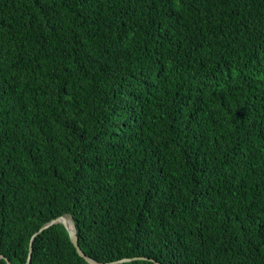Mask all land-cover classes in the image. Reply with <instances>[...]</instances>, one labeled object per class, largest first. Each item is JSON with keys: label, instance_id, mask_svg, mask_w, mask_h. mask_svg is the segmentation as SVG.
Here are the masks:
<instances>
[{"label": "trees", "instance_id": "1", "mask_svg": "<svg viewBox=\"0 0 264 264\" xmlns=\"http://www.w3.org/2000/svg\"><path fill=\"white\" fill-rule=\"evenodd\" d=\"M61 216L107 264H264V0H0V264ZM28 264H88L61 224Z\"/></svg>", "mask_w": 264, "mask_h": 264}, {"label": "water", "instance_id": "2", "mask_svg": "<svg viewBox=\"0 0 264 264\" xmlns=\"http://www.w3.org/2000/svg\"><path fill=\"white\" fill-rule=\"evenodd\" d=\"M57 224L63 225V227L65 228V230L68 234V237H69L71 244L73 245L77 254L81 258H83L88 264H102V263H98V262L91 260L80 249L74 223H73L72 219L68 216H61V217H58L56 219L51 220L50 222L44 224L35 234H33L31 236L30 242H29V250H28V257H27L26 264H28L30 262L32 248H33V242L36 239V237L39 234H41L44 230L50 228L51 226L57 225ZM0 259H4V257L0 256ZM139 259H143V258H128V259H122V260L114 261V262L107 263V264H121V263H125V262H130L133 260H139ZM7 264H10L9 261H7Z\"/></svg>", "mask_w": 264, "mask_h": 264}]
</instances>
